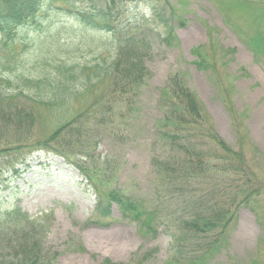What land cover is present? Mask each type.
I'll use <instances>...</instances> for the list:
<instances>
[{"label":"rangeland","instance_id":"obj_1","mask_svg":"<svg viewBox=\"0 0 264 264\" xmlns=\"http://www.w3.org/2000/svg\"><path fill=\"white\" fill-rule=\"evenodd\" d=\"M158 4L169 20L167 27L155 21L145 0H120L111 10L113 17L117 15L112 32L98 33L55 19L59 22L55 25L31 21L13 37L0 39V73L7 71L2 67L6 63L17 75L14 66L27 64L38 76L36 57L58 52L60 59L94 67L98 60L116 57L119 41L129 36L145 40L150 48L148 75L123 99L106 102L100 88L53 106L36 104L24 94L2 104L8 107L2 109L6 115L24 108L33 121L22 123L18 131V123L0 113V144L18 134L26 139L20 141L22 146H36L41 140L43 146L52 147V134L78 112L89 111L84 104L97 100L100 108L93 115L99 120L104 113L110 121L94 128L85 118L90 113L80 124H72L80 131L98 133L93 155L108 158L112 169L106 174L89 170V177L83 178L50 153L31 154L27 167L17 165L19 174L0 160V210L20 208L31 219L43 218L48 227L39 242L40 264H264V48L252 41L259 31V13L264 17V0H160ZM260 30L264 33V23ZM174 80L195 94L218 134L233 148L240 147L256 175L252 185L258 189L248 205L239 208L221 241L208 250L186 254L178 252L181 242L171 238L173 222L146 218L155 207L151 206L155 177L151 162L157 154L153 146L161 142L156 130ZM0 83L3 90L12 88ZM10 88L6 91H13ZM25 149L14 152L17 159L25 157L29 148ZM111 192L128 202L126 207L109 202V215L103 216L97 211V195L109 199ZM16 231H8L7 237L19 236ZM190 242L202 244L203 238Z\"/></svg>","mask_w":264,"mask_h":264},{"label":"trees","instance_id":"obj_2","mask_svg":"<svg viewBox=\"0 0 264 264\" xmlns=\"http://www.w3.org/2000/svg\"><path fill=\"white\" fill-rule=\"evenodd\" d=\"M119 1L0 0V39L9 35L13 37L17 29L28 26L31 21L43 20L48 25H55L59 23L55 19L66 20L98 33L112 32L117 15L113 17L111 10ZM159 1L145 0L155 21L167 27L170 23L167 18H163L165 13L159 8ZM258 17L260 27L252 41L264 48V33L260 30L264 17L260 13ZM168 29L171 30L170 26ZM55 43L60 48L58 41ZM149 51L145 40L137 41L129 36L119 41L116 57L98 60L94 67L78 64L69 58L60 59V52L36 57L39 64L38 76L32 75L27 64L14 66L18 71L17 75L8 64L3 63L2 67H6L7 71L0 73V81H5L12 87L6 89L13 91L3 90L0 86V113L5 114L2 109H8L2 107L6 100L22 94L32 102L45 106L64 103L84 91H97L100 88L103 98L107 97L106 102L110 99H123L133 87L136 90L148 75L146 60ZM15 81L17 84H14ZM110 95L115 97L111 98ZM165 99L166 112L159 120V131L156 130L161 142L153 146V151L157 154L151 162L155 173L152 179L154 197L151 206L155 207L151 210L152 214L146 216L147 222L162 221V218L166 222H173L174 232L171 238L181 242L179 253H192L201 249L205 251L204 249L208 250L221 241L235 220L239 208L248 205L250 197L256 195L258 189L252 185L256 175L247 167L240 147L233 148L218 134L201 109L195 94L185 83L174 80V86ZM97 102L84 104L90 109L84 115L92 113L89 119L85 118L94 128L101 122H110L104 113L99 118L97 116L99 120L93 115L100 108ZM82 113L78 112L70 122L61 125L52 134L49 139L55 141L52 147L43 146L41 140L36 146H22L20 141L26 139L18 138V134L7 138L5 144H0V160L8 163L10 172L14 174H19L18 164L27 167L30 155L39 152L62 158L65 164L76 169L83 178L89 177V170L105 174L110 172L112 164L108 162V158L101 159L93 155L98 133L90 129L80 131L72 126L76 121L80 124L84 117ZM14 114L5 115L11 122L18 123V131L21 130L22 123L33 121V116L24 108L16 107ZM61 141L63 144H60ZM72 144L74 146H70ZM25 148H29L25 157L17 159ZM17 150L19 152L15 156L14 152ZM97 197V211L103 216L109 215V202L115 201L125 207L128 202L116 192H111L109 199L102 194ZM129 206L133 207L131 204ZM135 214L139 217L137 210ZM8 226H12V229ZM0 228L4 230L0 231V264L41 263L39 242L48 228L43 218L31 219L20 208H7L0 210ZM16 230L20 231L19 236L15 234V237H7L10 231ZM197 237L203 238V242L193 245L190 240ZM6 249L7 253L4 252Z\"/></svg>","mask_w":264,"mask_h":264}]
</instances>
